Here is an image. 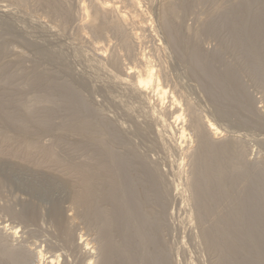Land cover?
<instances>
[{"label":"rangeland","instance_id":"374dc122","mask_svg":"<svg viewBox=\"0 0 264 264\" xmlns=\"http://www.w3.org/2000/svg\"><path fill=\"white\" fill-rule=\"evenodd\" d=\"M97 1L0 0V258L14 247L22 252L6 263L4 253L0 264L99 263L104 228L75 203L88 168L96 206L116 217L94 165L99 139L104 160L127 183L119 196L129 209L125 219L111 218L110 235L132 264H264V0H137L135 8L131 0H106L120 6L118 14L129 11L121 30L117 13L93 24ZM147 58L172 94L164 103L128 78ZM173 95L184 114L171 135L153 113L171 121ZM192 119L201 131L189 130ZM208 123L219 129L216 138ZM183 128L188 136L180 140ZM203 140L216 152L207 164L197 156ZM134 229L151 240L145 250Z\"/></svg>","mask_w":264,"mask_h":264},{"label":"bare ground","instance_id":"6f19581e","mask_svg":"<svg viewBox=\"0 0 264 264\" xmlns=\"http://www.w3.org/2000/svg\"><path fill=\"white\" fill-rule=\"evenodd\" d=\"M103 1V0H102ZM100 2L99 3V7L97 6L98 5V1H97V3H96V6H97V8H98V13H96L95 15H93L94 16V25H95V21L96 20H98L101 16H104L106 13L105 12H107V14H109L110 16H111V14H113L112 15V17L117 13L116 11L119 9V5H118V7L116 6L115 7V5H112L111 4V2H109L110 3V5L108 4V1H107V3L105 2L106 0H104V2H105V4H103L104 2ZM132 1V2H131ZM130 2H131V4L133 3L135 6H133L134 8L136 7V5L138 6V4L139 3H137L136 1L137 0H131ZM83 2V1H82ZM113 2V1H112ZM114 2H116V1H114ZM113 2V3H114ZM102 3V5H100ZM136 3V4H135ZM116 4V3H115ZM80 5V4H79ZM112 5V6H111ZM117 5V4H116ZM86 6V5H85ZM85 6H83L82 8V10H84L85 12L87 11L88 13H87V15H89V11H88V8L86 7V9L87 10H85ZM96 8V7H95ZM96 8V9H97ZM118 8V9H117ZM80 9H81V7H80ZM81 10V11H82ZM121 11H120V14H118L117 13V22H116V20H115V22H113L114 24L116 23V27L118 28V29H120L121 30V28H122V26H124V24H127L128 25V21H126L127 19H129V11H127V10H125V11H122V9H120ZM136 10H137V14H136V16L138 15V9L136 8ZM135 10V11H136ZM83 11V12H84ZM108 11H109V13H108ZM111 12V13H110ZM124 13V12H126L125 14H122V13ZM128 12V13H127ZM105 13V14H104ZM126 15H128V18L126 19ZM135 16V15H134ZM87 17V16H86ZM89 17V16H88ZM87 17V18H88ZM131 17V16H130ZM90 19V20H92L91 22H93V19ZM114 18H116V15L114 16ZM139 19V18H138ZM114 20V19H113ZM134 20V19H133ZM135 20H137L136 18H135ZM134 20V21H135ZM125 21H126V23H125ZM141 21V20H140ZM97 22V21H96ZM131 22V21H130ZM144 22V21H143ZM142 22V23H143ZM146 23V22H145ZM144 24V23H143ZM89 25H90V21H89ZM127 25H125V26H127ZM140 28V27H139ZM124 29V28H123ZM142 29V28H141ZM141 29H139V30H141ZM146 29V28H145ZM137 33V32H136ZM135 34V33H134ZM141 38V37H140ZM129 39V38H128ZM132 40V39H131ZM124 44V43H123ZM128 43L126 42V46H127V48H129L128 47ZM120 47V46H119ZM121 47H122V43H121ZM123 48V47H122ZM131 48H132V46H131ZM121 50V49H120ZM123 50V49H122ZM128 51V50H127ZM102 54V53H101ZM115 55V54H114ZM122 55V54H121ZM118 56V55H117ZM142 56V55H141ZM145 57V55L143 56V58ZM100 58V57H99ZM117 59V58H116ZM140 61H141V59H139ZM143 60V59H142ZM150 60V59H149ZM117 62H118V60H117ZM142 62V61H141ZM146 62V59H145V61H144V63ZM115 63V62H114ZM143 63V62H142ZM147 66L145 65V68L143 67V66H141L143 69H140L139 70V68H138V70H137V68H136V70L134 69L135 67H131L133 70L131 71V72H128L127 74L129 75V77L128 78H131L130 76H132L133 78H135V88H136V91L138 92L139 91V93H144L145 94V92L146 91H153V92H155V95H157V100H159L160 102H165V100H167V98H168V96L170 97L172 94H170V95H167V93H168V89H167V91L165 90V88L163 87V84H160V80H158V77L156 76V75H158V74H155L156 72H159V71H154L155 70V68H153L152 67V64L149 66V64H150V62H148V58H147ZM115 66V65H114ZM155 67V66H154ZM130 68V69H131ZM129 71V70H128ZM125 76V75H124ZM124 76H122V77H124ZM127 76V75H126ZM159 76V75H158ZM161 79V78H160ZM122 81V80H121ZM128 81V80H127ZM133 84V85H134ZM58 93V92H57ZM169 94V93H168ZM49 95V94H48ZM149 96V95H148ZM51 97V96H50ZM151 97V96H150ZM147 98V97H146ZM171 98H172V96H171ZM57 99V98H56ZM165 99V100H164ZM145 100V99H144ZM164 100V101H163ZM171 100V99H170ZM178 99L176 98H174V95H173V101H172V108L175 110V112L172 110V112H174V113H172V114H174L173 116H174V118H172V117H170L172 120L171 121H169L170 119H166V114H165V116H163L164 114L162 113H160V112H158V111H156L155 109V112L153 113L154 115H155V118H156V121H158V122H160V124H163V126L162 125H160V126H162L163 128V130L166 132V133H171V135L173 134V133H176V131L174 132V125H176L175 123L176 122H179V120L181 119V116L184 114H180L179 112H180V110H178L177 109V107H180L179 105L177 106V104H179L178 102ZM147 104V103H146ZM163 105V104H162ZM67 108V107H66ZM171 108V109H172ZM185 109V108H184ZM163 110V109H162ZM161 110V111H162ZM182 110H183V108H182ZM153 112V111H152ZM184 112V111H183ZM133 113V112H132ZM131 113V114H132ZM194 116V115H193ZM168 117V116H167ZM154 118V119H155ZM195 118V117H194ZM197 118V117H196ZM196 118H195V120H196ZM174 119V120H173ZM200 119V118H199ZM198 119V121H200ZM194 120V121H195ZM193 121V119H192V121H191V123H190V125L191 126H189V128H192V129H189V130H194L195 132H198L199 130L201 131V126H202V122H197V121H195L194 122ZM209 122V121H208ZM201 123V124H200ZM89 125V124H88ZM204 125V124H203ZM90 126V125H89ZM89 126H86V127H88L89 128V130H90V127ZM117 126H118V124H117ZM85 127V126H84ZM84 127H81V128H84ZM176 127V126H175ZM94 128V127H93ZM177 128V127H176ZM175 128V129H176ZM203 128H204V126H203ZM205 128H206V133L207 132H209V134H210V136H211V138L214 136V138H216L215 136L219 133V129L217 128V126L214 124V123H208V125H206L205 124ZM80 130V129H79ZM89 130H83V131H89ZM95 130H97V129H95ZM94 130V131H95ZM179 129H177V131H178ZM188 130V131H189ZM205 130V129H204ZM93 131V130H92ZM180 132H178V136H179V139L180 140H185L186 139V137L188 136V133H186V130L183 128V130L181 129V130H179ZM78 132V131H77ZM89 132H91V131H89ZM89 132H87V135H88V137L91 139V137H93ZM96 132V131H95ZM229 132V131H228ZM232 132V131H231ZM82 134L81 135V137L82 136H86V135H83V133L82 132H80L79 131V134ZM92 133V132H91ZM193 133V132H192ZM78 134V133H77ZM165 134V133H164ZM208 134V133H207ZM91 135V136H90ZM102 135V134H101ZM194 135H195V133H194ZM196 135H198V133H196ZM104 136V135H103ZM174 136V135H173ZM208 136V135H207ZM78 137H80V135L78 136ZM87 137V136H86ZM86 137L84 138L85 139V141H86V143H90V145L93 147V145L91 144V140H90V142H87V140L89 141V139L87 138V140H86ZM101 137V136H100ZM102 138V137H101ZM177 138V137H176ZM202 138H204L203 136H202ZM94 139V138H93ZM167 139V138H166ZM80 140V139H79ZM82 140H83V138H82ZM81 140V141H82ZM101 140L102 139H99V141L98 140H95V144H98V146L100 147V159H99V163H97V164H94L98 169H97V171L98 170H100V171H102V176H103V182L105 183V187L106 186H108L107 187V191H106V193L105 192H103V193H105L106 195V197H107V199H108V201H109V204H110V206H111V209H112V212H110L112 215H115L117 218L119 217L120 218V216L123 214V213H127L126 212V210H128V209H126V207H125V205H124V203L122 202V199H120V191L122 190L121 189V186H123V185H126L127 183H124V184H120V178H119V176H118V174L115 172V171H117L118 172V170L116 169V170H114L113 169V166H112V164L114 163V161L112 162V160H110V158L106 161V160H104V153H106V146H105V143L104 144H102V142H101ZM178 140V139H177ZM84 141V140H83ZM103 141V140H102ZM184 141H182V143H183ZM85 143V142H84ZM93 143V142H92ZM93 143V144H94ZM175 143V142H174ZM210 143L211 142H209V140H203L202 141V143H201V148L199 149L198 148V150L199 151H197V153L199 152V154H197V156H198V159L201 161L200 163H202L203 162V164H204V162H205V164H207V162L209 161L208 160V158L209 157H211V155H214V154H211L212 152H211V146H210ZM85 145V144H84ZM84 145H83V147H84ZM86 145H88V144H86ZM89 145V146H90ZM80 146V145H79ZM95 146V145H94ZM97 146V147H98ZM106 147V148H105ZM91 148V147H90ZM213 148V147H212ZM94 149V148H93ZM214 150V149H213ZM95 151H96V148H95ZM97 151H99L98 150V148H97ZM188 152H190V151H188ZM214 152V151H213ZM223 152V151H222ZM109 153V152H108ZM107 154V153H106ZM96 155V154H95ZM222 155V154H221ZM98 156V155H97ZM213 157H215L216 158V154H215V156H213ZM95 158V157H94ZM223 158V157H222ZM116 159V158H115ZM119 159V158H118ZM117 159V160H118ZM98 160V159H97ZM199 160L197 161V162H199ZM220 160V159H219ZM196 162V163H197ZM112 163V164H111ZM209 163V162H208ZM212 163H213V161H212ZM118 164V163H117ZM203 164H201V166H203ZM93 165V166H94ZM208 165H210V164H208ZM223 165V164H222ZM83 166V165H82ZM92 166V167H93ZM95 166L93 167L94 169H95ZM196 166H197V164H196ZM199 166V165H198ZM84 167V166H83ZM82 167V168H83ZM200 167V166H199ZM204 167V166H203ZM203 167H202V172H203ZM222 167V166H221ZM80 168V167H79ZM79 168H76V172L77 173H79ZM81 168V169H82ZM201 168V167H200ZM209 169H210V166L208 167ZM212 168V167H211ZM224 168V167H223ZM222 168V169H223ZM79 169V170H78ZM84 169H86V170H84ZM89 169H92L91 167L89 168ZM208 169V170H209ZM214 169V168H213ZM199 170V169H198ZM205 170H206V168H205ZM95 171H96V169H95ZM214 171V170H213ZM216 171H217V169H216ZM99 172V171H98ZM120 172V171H119ZM223 172V171H222ZM205 173V172H204ZM218 173H220V172H218ZM97 174V173H96ZM131 174V173H130ZM200 173H198V175H199ZM79 175V174H78ZM122 175V174H121ZM212 175V174H211ZM215 175V174H214ZM123 176V175H122ZM200 176V175H199ZM201 176H202V173H201ZM220 176V175H219ZM80 177V176H79ZM94 177H95V172H92L91 170H88V168H83V170H82V182H81V185L82 186H80V189H82V192L80 193V192H78L77 194H79V195H77V196H75V197H77L76 199H75V203L77 204V206H80L81 208H83V209H85L86 211H87V214H89V216H91L93 219H92V221H94V219H96V220H99V224H100V221H101V224H102V228H104V232H101V234L103 235V237L102 238H104V247H103V250L101 251L102 252V254H101V258H100V256H99V259H100V261H99V263L98 264H118V258L120 259L121 258V255H122V261H121V263L120 264H132V260H131V257H129V255H126L125 254V252H127V251H125L124 253H123V251H120L118 248L119 247H117L116 246V243L118 242V241H116L115 243H112V241H111V236L112 235H110V234H112L111 232H110V230L112 229L111 227H113L114 225L112 224V220H111V218H113V217H108L107 216V214H105V210L103 211L101 208H99V207H97L96 206V204H97V201L99 202V200H98V198L96 197V195H98V194H96V191H98V185H96L97 187H96V189H95V186L93 185V181L95 180L94 179ZM96 177H97V175H96ZM197 177V176H196ZM212 177V176H211ZM217 177V176H216ZM126 178V177H125ZM127 178H129V177H127ZM149 178V177H148ZM218 178V177H217ZM212 179V178H211ZM97 180V179H96ZM99 180V179H98ZM98 180H97V182H98ZM101 180V181H102ZM122 180V179H121ZM129 180H130V178H129ZM150 180V179H149ZM100 181V182H101ZM207 181V180H206ZM79 182H80V180H79ZM96 182V183H97ZM99 182V183H100ZM103 182H102V184H103ZM204 182V181H203ZM98 184V183H97ZM107 184V185H106ZM80 185V184H79ZM99 186H101V184L99 185ZM104 186V184L101 186V187H103ZM209 186V185H208ZM82 187V188H81ZM104 187V188H105ZM128 187V186H127ZM127 187H126V189H127ZM132 187V186H131ZM123 188H125L124 186H123ZM138 189V188H137ZM154 189V188H153ZM106 190V188L104 189V191ZM134 190V189H133ZM139 190V189H138ZM79 191H81V190H79ZM122 191H124V190H122ZM127 192L129 191V190H126ZM126 191H125V194H126ZM140 192V191H139ZM131 193H133V192H131ZM130 193V194H131ZM136 193H137V191H136ZM135 193V194H136ZM176 193V192H175ZM142 194V193H141ZM152 194V193H151ZM133 195V194H132ZM138 195H140V194H138ZM150 195V194H149ZM104 196V197H105ZM128 197H129V195H127ZM126 196V197H127ZM148 196V195H147ZM206 196V195H205ZM105 197V198H106ZM132 197V196H131ZM211 198V197H210ZM106 199V200H107ZM131 199V198H130ZM105 200V201H106ZM124 201V200H123ZM200 201H201V199H200ZM231 201H233V200H231ZM127 202H129V201H127ZM197 202H198V200H197ZM207 202H209V201H207ZM100 203V202H99ZM189 203V202H188ZM201 203V202H200ZM232 204V203H231ZM98 205V204H97ZM203 205V204H202ZM201 205V206H202ZM100 206V205H99ZM204 206H205V203H204ZM100 207H104V206H100ZM125 207V208H124ZM134 207V206H133ZM185 207V206H184ZM232 207V206H231ZM131 208V207H130ZM135 208V207H134ZM201 208V207H200ZM204 209V208H203ZM206 209V208H205ZM227 209V208H226ZM225 209V210H226ZM107 210H108V208H107ZM106 210V211H107ZM136 210V209H135ZM135 210H133V211H135ZM80 211H81V209H80ZM86 211H84V210H82V212H84V213H86ZM130 211H132L131 209H130ZM137 211V210H136ZM140 211V210H139ZM203 211V210H202ZM204 211H206V210H204ZM207 212V211H206ZM136 213V212H135ZM173 213V212H172ZM204 213V212H203ZM111 214H110V216H111ZM131 215H129L128 217H130V216H132V213H130ZM206 215L208 214V212L207 213H205ZM85 215V214H84ZM136 215V214H135ZM74 216V215H73ZM73 216H71V217H73ZM219 216V215H218ZM116 217H114V219L113 220H116L117 218ZM206 217V216H205ZM209 217V216H208ZM90 218V217H89ZM133 218V217H132ZM134 218H136V217H134ZM133 218V219H134ZM207 218V217H206ZM205 218V219H206ZM222 218V217H221ZM75 219V218H74ZM121 219H125L124 218V214H123V217L121 218ZM121 219L118 221V222H120L121 224H122V222H121ZM130 219V218H129ZM133 219L131 220V222H132V224H133ZM160 219V218H159ZM188 219V218H187ZM71 220V219H70ZM73 220V219H72ZM126 220H128L127 218H126ZM139 220H141V219H139ZM124 221V220H123ZM134 221H136V219H134ZM149 221V220H148ZM97 223H98V221H96ZM117 222V221H116ZM126 222V221H125ZM138 222V220L136 221V222H134V224H136ZM141 222H142V220H141ZM180 222V221H179ZM115 223V222H114ZM120 223H118V224H120ZM140 223V222H139ZM209 223V222H208ZM118 224L116 225V226H118ZM131 224V225H132ZM134 224L132 225V227L134 226ZM143 224V223H142ZM150 224H152V223H150ZM113 225V226H112ZM122 225H124V224H122ZM122 225L120 226V227H122ZM147 225V224H146ZM176 225V224H175ZM139 226V225H138ZM207 226V225H206ZM223 226V225H222ZM101 227V226H100ZM124 227H125V225H124ZM135 228L137 227V226H134ZM144 227H145V224H144ZM149 227H150V225H149ZM233 227H235V226H233ZM5 228V227H4ZM102 228H101V231H102ZM118 228V227H117ZM117 228H116V231H117ZM129 228V227H128ZM141 228V227H140ZM139 228V229H140ZM225 228V227H224ZM223 228V229H224ZM6 229V228H5ZM5 229H3V230H5ZM115 229V228H114ZM111 230L112 232L114 231V234H115V230ZM138 229V230H139ZM143 229V227L141 228V230ZM152 229V228H151ZM229 229V228H228ZM227 229V230H228ZM124 230V229H123ZM122 230V231H123ZM133 230V229H132ZM135 230H137V229H134V231ZM141 230H139V233L137 232V231H135V232H133V233H138V234H140L139 236H143L144 234L143 233H141ZM160 230V229H159ZM158 230V231H159ZM6 231V230H5ZM126 232H127V230H125ZM157 231V230H156ZM225 230H220L219 229V231H218V235L217 236H219V238H221L222 240H225L224 238H225V232H224ZM229 231V230H228ZM7 232V231H6ZM6 232H4V233H6ZM14 233V232H13ZM104 233V234H103ZM149 233V232H148ZM151 233V232H150ZM158 233V232H157ZM11 234H12V232H11ZM113 234V235H114ZM116 234H120L119 232L117 233L116 232ZM124 234V236L125 237H123V239L125 238V240H126V236H128V235H125V233H123ZM127 234H129V233H127ZM228 234V233H227ZM14 235H15V233H14ZM102 235H100L99 234V237L100 236H102ZM154 235V234H153ZM12 236H13V234H12ZM12 236L10 235V237H8L9 239L10 238H12ZM89 236V235H88ZM116 236L117 235H114V238H116ZM141 236V237H142ZM145 236V235H144ZM149 236V235H148ZM147 236V237H148ZM6 237V236H5ZM14 237V236H13ZM138 237V236H137ZM136 237V238H137ZM153 237V236H152ZM15 238V237H14ZM102 238H98V239H102ZM130 238H131V236H130ZM135 238V239H136ZM151 238V237H150ZM7 239V238H6ZM122 239V240H123ZM139 238H137L136 240L137 241H140V239L138 240ZM142 239H143V237H142ZM145 239V238H144ZM143 239V240H144ZM154 239V238H153ZM84 240V239H83ZM90 240V239H89ZM115 240V239H114ZM124 240V241H125ZM133 240V239H132ZM142 240V241H143ZM146 241L148 240V239H145ZM144 240V243H142L141 244V246H142V248H143V250H145L146 248H147V246L150 244H148V243H146V241ZM2 241V240H1ZM11 241H12V239H11ZM87 241V240H86ZM99 241V240H98ZM102 241V243H103V239L101 240ZM129 241V239L127 240V242ZM134 241V240H133ZM137 241L135 242L136 243V246H137ZM151 241V240H150ZM150 241H147V242H150ZM160 241V240H159ZM221 241V240H220ZM226 241V240H225ZM85 242V240L83 241V246L86 248L87 246L86 245H84V244H86V243H84ZM88 242V244H91V241H90V243H89V241H87ZM222 242V241H221ZM81 243V242H80ZM134 243V244H135ZM6 241H5V247H8V246H6ZM10 244V243H9ZM101 244V243H100ZM118 244V243H117ZM124 244H125V242H124ZM146 244V247H144L143 245H145ZM148 244V245H147ZM219 244H221V243H219ZM218 244V245H219ZM222 244H224V242L222 243ZM221 244V245H222ZM1 245V244H0ZM81 246H82V244H80ZM102 245V246H103ZM130 245H132V243L130 244ZM138 245H139V242H138ZM153 245V244H152ZM3 246V245H2ZM16 246H18V245H16ZM20 246V245H19ZM88 246H90V245H88ZM99 246H101V245H99ZM101 246V247H102ZM118 246H120V243H119V245ZM129 246V245H128ZM127 246V247H128ZM140 245L138 246L139 248L141 247ZM183 246H185V245H183ZM9 247H13L12 245L11 246H9ZM21 247V246H20ZM23 247V246H22ZM29 247V246H28ZM93 247V246H92ZM122 247V246H121ZM126 247V248H127ZM150 247V246H149ZM148 247V248H149ZM15 248V247H14ZM14 248H12L13 250H14ZM17 248V247H16ZM89 249L91 248V246L90 247H88ZM87 248V249H88ZM131 248V247H130ZM135 248V246L133 247L132 246V250L131 251H133V249ZM145 248V249H144ZM225 248V247H224ZM5 248H3V250H4ZM20 249V248H19ZM88 249V250H89ZM122 249V248H121ZM228 249V248H227ZM13 250H11V251H9V250H6V253H5V251H4V253L6 254V256H7V258H8V260H6L5 261V263L7 262V261H16L15 259L16 258H18L19 259V257L18 256H20V253L22 254V252L20 251V252H17V250L18 249H16V251L15 252H17V254L13 251ZM21 250V249H20ZM41 250V249H40ZM93 250H94V248H93ZM129 250V249H128ZM135 250H136V248H135ZM142 250V249H141ZM90 251V250H89ZM130 251V250H129ZM138 251V250H137ZM136 251V252H137ZM34 252V251H33ZM46 252V251H45ZM88 251L86 250V253H87ZM100 252V253H101ZM3 252H2V255H3V257L2 258H5L6 256H4L5 254H4ZM40 253V252H39ZM42 253V252H41ZM44 253V252H43ZM47 253V252H46ZM93 253V255H94V252H92ZM98 253H99V251H98ZM133 254H134V251L132 252ZM0 254H1V252H0ZM50 254H51V251H50ZM57 254V253H56ZM63 254V253H62ZM85 254V253H84ZM89 255H90V252L88 253ZM118 254V255H117ZM129 254V253H128ZM136 254V253H135ZM38 255H41V254H38ZM43 255V254H42ZM69 255V254H68ZM92 255V254H91ZM120 255V257H118V258H116V260H117V263H116V260H115V256L117 257V256H119ZM22 256H24V254L22 255ZM60 256V255H59ZM133 256V255H132ZM160 256V255H159ZM61 257H62V255H61ZM68 257V256H67ZM89 257V256H88ZM92 257V256H91ZM91 257H89L90 259H91ZM2 258H0V259H2ZM47 258V257H46ZM50 260L48 261V264H58V263H60L61 264V262H57V258L55 257H52V258H50V257H48ZM156 258V257H155ZM6 259V258H5ZM34 259V258H33ZM40 261H41V256H40ZM38 259V260H39ZM44 259V258H43ZM60 259V258H59ZM92 259H93V257H92ZM91 259V260H92ZM95 259V258H94ZM134 259H136V257L134 258ZM138 259V258H137ZM46 260V259H45ZM45 260H43V262L45 261ZM65 260V259H64ZM91 260H90V262H91ZM97 260V259H96ZM115 260V261H114ZM23 261H25V260H23ZM36 261V260H35ZM39 261V262H40ZM59 261V260H58ZM60 261H62V260H60ZM68 261V260H67ZM94 261V260H93ZM151 261V260H150ZM153 261V260H152ZM163 261V260H162ZM22 261H20L19 263L20 264H22L21 263ZM47 262V261H46ZM97 262V261H96ZM95 262V264H97ZM136 262H138V261H136ZM0 263H3V262H0ZM4 263V264H5ZM65 263V262H64ZM67 263V262H66ZM65 263V264H66ZM156 263V262H155ZM11 264H13V263H11ZM16 264V263H15ZM47 264V263H46ZM69 264V263H68ZM90 264V263H89ZM190 264H192V263H190Z\"/></svg>","mask_w":264,"mask_h":264}]
</instances>
